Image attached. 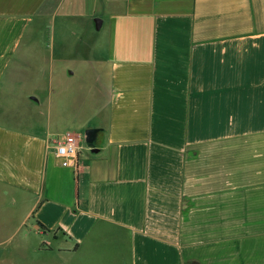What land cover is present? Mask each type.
<instances>
[{
  "label": "crops",
  "instance_id": "1",
  "mask_svg": "<svg viewBox=\"0 0 264 264\" xmlns=\"http://www.w3.org/2000/svg\"><path fill=\"white\" fill-rule=\"evenodd\" d=\"M89 2L107 12L72 51L69 17ZM26 57L44 100L5 82ZM75 63L103 99L67 124L53 91ZM10 100L32 127L44 107V129ZM71 129H97V152L56 165ZM0 199L25 208L49 264H264V0H0Z\"/></svg>",
  "mask_w": 264,
  "mask_h": 264
},
{
  "label": "rangeland",
  "instance_id": "2",
  "mask_svg": "<svg viewBox=\"0 0 264 264\" xmlns=\"http://www.w3.org/2000/svg\"><path fill=\"white\" fill-rule=\"evenodd\" d=\"M106 12L100 8L94 9L89 2L79 11L80 16L76 19L75 23L72 16L69 17L68 42L70 50H90L89 45L94 39H96V34L98 33V30H96L94 26V20L96 18L104 19L103 16ZM69 15H71V13H69ZM38 30L39 33L37 38H43L45 27L40 26ZM102 41L103 38L101 36L97 43L98 48L96 46L95 51L98 52V55H101L103 52ZM27 46H35L38 51L43 49L42 43L23 41L20 47L21 53L27 50ZM22 59V62H24V64L21 65L23 66L22 70L7 75L5 82L8 81L9 84H14V87H16L19 92H37L42 100H44L43 98L47 92V87H45L46 75L45 73L34 74L32 67H30V64L35 66L34 62H38V58L26 57ZM74 69L76 70L74 77L65 80V85L60 87V91L59 89H54L53 91L54 102L58 101L69 115V118H66L67 124H71L72 121H74L72 119L78 116V108H80L79 102H82L85 99L86 110H82L81 114H84L85 118H88L93 114L96 108L100 107L96 102H100L103 99L102 84H99L96 73H94V66L90 64L79 67V65L75 63ZM102 82L103 81H101V83ZM10 103L11 105L9 104L5 106L6 114H10L11 116L15 115V117L21 120H26L27 123L23 125V128H26L29 132L39 131L43 128L44 107L40 109L41 114L38 113L39 115L37 114L36 116L38 119V125L32 127L30 120L31 113L29 112L28 107L23 105L24 103H19L17 100H13V102L10 100ZM33 119L36 118L34 117ZM6 121L9 122L7 116ZM70 131L73 134L80 136L77 146L80 145L82 148L87 149L88 145L84 140V129H82V131L71 129ZM12 209L19 210V213L16 212L14 215L7 218L0 217V264H49L47 262L48 258L44 254H39L37 251L40 237L34 233L30 227V222L26 223L25 226L21 224L22 210L25 208L23 206L13 208L9 201H1L0 199V212L3 210L12 211Z\"/></svg>",
  "mask_w": 264,
  "mask_h": 264
},
{
  "label": "built area",
  "instance_id": "3",
  "mask_svg": "<svg viewBox=\"0 0 264 264\" xmlns=\"http://www.w3.org/2000/svg\"><path fill=\"white\" fill-rule=\"evenodd\" d=\"M80 136L72 132H65L54 143V163L64 166L70 157L77 156V143Z\"/></svg>",
  "mask_w": 264,
  "mask_h": 264
},
{
  "label": "water",
  "instance_id": "4",
  "mask_svg": "<svg viewBox=\"0 0 264 264\" xmlns=\"http://www.w3.org/2000/svg\"><path fill=\"white\" fill-rule=\"evenodd\" d=\"M94 22L96 24V26H95L96 29H99L100 28V20L95 19ZM97 133H98L97 129H88L84 133V140H85L86 144L88 145V147L91 149L92 153L97 152V149L94 148Z\"/></svg>",
  "mask_w": 264,
  "mask_h": 264
}]
</instances>
